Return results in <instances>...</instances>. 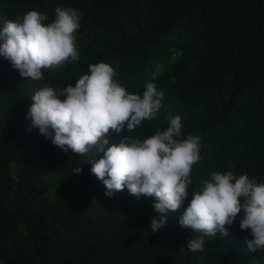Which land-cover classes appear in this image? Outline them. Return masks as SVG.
<instances>
[{
	"label": "trees",
	"instance_id": "obj_1",
	"mask_svg": "<svg viewBox=\"0 0 264 264\" xmlns=\"http://www.w3.org/2000/svg\"><path fill=\"white\" fill-rule=\"evenodd\" d=\"M58 6L82 14L77 61L35 81L0 56V264H264L239 218L203 251L182 249L200 235L179 225L191 194L152 232L153 198L126 188L108 197L91 174L87 161L103 152H64L26 119L44 84L75 86L89 64L105 62L129 92L142 96L145 82L164 92L155 120L110 132V143L166 130L167 110L181 116V139L200 137L194 189L213 171L264 183V0H0V29L29 10L49 23Z\"/></svg>",
	"mask_w": 264,
	"mask_h": 264
},
{
	"label": "clouds",
	"instance_id": "obj_2",
	"mask_svg": "<svg viewBox=\"0 0 264 264\" xmlns=\"http://www.w3.org/2000/svg\"><path fill=\"white\" fill-rule=\"evenodd\" d=\"M82 14L72 7H56L55 18L27 11L22 17L8 20L0 29V56L10 61L21 77L35 81L44 73L58 72L80 57L76 33ZM116 70L108 63L88 65L75 86L56 88L44 84L31 97L26 119L29 130L36 128L64 152L87 156L90 172L105 186V195L128 190L130 195L153 198L159 214L150 222L152 232L166 225L168 212L180 209L191 200L179 219L182 228L200 235L187 241L189 251L204 250L205 238L217 232L227 235L226 225L239 218L241 230H250L252 239L245 243L249 251H264V183L255 176L236 175L232 171H213L210 178L199 181L194 189L192 169L200 157V137L182 136V119L166 110V130L155 131L147 138L121 135L118 142L107 138L110 132L131 133L155 120L164 108V92L154 82H145L142 96L129 92L114 77ZM64 97V99H61ZM54 133V134H53ZM79 174L78 166L72 169Z\"/></svg>",
	"mask_w": 264,
	"mask_h": 264
}]
</instances>
